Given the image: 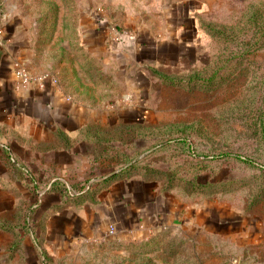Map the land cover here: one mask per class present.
Wrapping results in <instances>:
<instances>
[{
  "label": "rangeland",
  "instance_id": "374dc122",
  "mask_svg": "<svg viewBox=\"0 0 264 264\" xmlns=\"http://www.w3.org/2000/svg\"><path fill=\"white\" fill-rule=\"evenodd\" d=\"M91 19L123 32L130 47L170 30L178 46L159 64H137L144 75L137 93L145 100L138 103L148 113L126 136L139 150L119 145L120 154L92 173L79 165L84 174L71 193L85 190L95 180L89 176L146 154L140 148L148 141H176L157 152L161 173L154 180L193 207V222L143 243L98 244L46 264H264V0H0V30L20 21L36 71L55 68L58 59L87 58L80 44ZM153 70L176 81L163 82ZM118 86L114 106L136 103L122 97L126 83ZM186 159L201 171L183 181L206 183L205 189L179 180ZM168 160L176 174L169 185Z\"/></svg>",
  "mask_w": 264,
  "mask_h": 264
},
{
  "label": "crops",
  "instance_id": "0c3cea01",
  "mask_svg": "<svg viewBox=\"0 0 264 264\" xmlns=\"http://www.w3.org/2000/svg\"><path fill=\"white\" fill-rule=\"evenodd\" d=\"M95 20L80 44L87 58L58 59L46 72L36 71L20 21L0 30V264L57 263L98 244L143 243L193 222L192 206L162 192L157 180L137 176L114 180L90 200H65V187L77 188L84 174L78 166L90 169L88 131L145 117L138 65L159 64L178 46L171 30L114 46ZM18 64L29 80L17 76ZM121 83L128 89L122 97L136 103L114 106Z\"/></svg>",
  "mask_w": 264,
  "mask_h": 264
},
{
  "label": "trees",
  "instance_id": "16d2710c",
  "mask_svg": "<svg viewBox=\"0 0 264 264\" xmlns=\"http://www.w3.org/2000/svg\"><path fill=\"white\" fill-rule=\"evenodd\" d=\"M153 72L156 73V75L163 82H168L170 84H173L176 81L175 78L168 77L156 70H153ZM195 76L196 75L190 76L189 80H191V78L193 79ZM144 122H145V117H141L140 119L134 120L133 122L116 124L114 126H111L110 128H105L100 125H95L93 127L94 132L86 134L87 139L90 140L93 146L92 158L90 162L89 171H91L94 166H96L95 167L96 170H99L100 167L98 165L100 164L101 166V162L103 161L105 162L107 158H111V157L114 158L112 153L120 154L122 150L119 149V145L125 146L128 149H132V147L134 146L137 148L138 147L137 142L131 143L129 142L130 140L127 139L126 131H129V130L136 131L138 129V126L143 125ZM116 130H118V132H116ZM122 130L125 131L124 135L121 132ZM97 131H102L104 133L106 132V134L105 136L104 134L100 135L98 134ZM161 142L162 141L160 142H149L148 141L147 144L149 143L150 144L148 145L147 148H145V145L143 144V146L140 148V151L141 153H144L147 151V153L142 155L141 157H138L140 154L139 155L137 154L134 158L125 160L123 162L124 163L123 166L119 167L117 171L114 168H112L109 172L100 171L92 176H89L88 179L95 178V180H92L89 186L84 185L85 187L83 188H86V189L85 190L81 189L83 191H78L77 193H71L69 192L67 187H65L64 189L65 190L64 192L65 200L73 204H78L86 200H90L100 190L104 189L114 180H117L119 178H131V177L137 176L143 179H155V176H158L159 173H161V170H158V168L155 167V164L158 162L157 159H159L158 157H156L157 152L161 148L169 146L171 143H174V144L178 143L176 141H163L162 143ZM180 142H183V141H180ZM137 150H139V148H137ZM186 161L184 162L187 165H183V167H179V168H183L182 169L183 177H180L179 179L181 181H183V179L187 177V174L189 176L188 178L192 177V171L194 167L192 166L191 161H187V162ZM173 169H178V168L175 167ZM171 170L172 168H170L169 160H168V167L164 171L165 172L164 174L169 175V179L167 180L168 182L167 185L174 184V183H169L170 181H172L173 177L176 175L175 173H170L172 172ZM194 170L197 173H200L201 171L196 168ZM92 172L93 171H91V173ZM193 180L190 179L189 181H183V182L184 184L188 182L189 186H191L192 188L195 185V186H199L200 189H205L206 183L193 181ZM127 245H130V244H127ZM46 262H47L46 258H43L42 264H46Z\"/></svg>",
  "mask_w": 264,
  "mask_h": 264
},
{
  "label": "built area",
  "instance_id": "2783aa9c",
  "mask_svg": "<svg viewBox=\"0 0 264 264\" xmlns=\"http://www.w3.org/2000/svg\"><path fill=\"white\" fill-rule=\"evenodd\" d=\"M124 39H125V34L123 32L116 30L115 28L110 29V40L112 45L114 46L119 45L124 41ZM16 74L19 78L23 79L24 81L29 80V75L26 69L20 66L19 64L16 65ZM113 232H114L113 229L108 230L109 234H112Z\"/></svg>",
  "mask_w": 264,
  "mask_h": 264
}]
</instances>
